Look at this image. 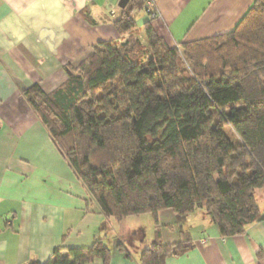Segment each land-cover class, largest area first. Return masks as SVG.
<instances>
[{
  "label": "trees",
  "instance_id": "16d2710c",
  "mask_svg": "<svg viewBox=\"0 0 264 264\" xmlns=\"http://www.w3.org/2000/svg\"><path fill=\"white\" fill-rule=\"evenodd\" d=\"M148 1L118 4L113 26L121 38L138 29ZM144 30L151 59L139 60L129 42H98L81 64L67 66L62 86L46 93L34 85L23 96L104 217H153L155 238L141 264H166L190 241L165 244L161 212L171 211L180 230L188 216L204 212L222 237L264 221L256 197L264 190V0L229 34L176 48L150 20ZM181 50L190 71L179 67ZM117 249L131 259L123 245ZM111 259L97 239L28 264Z\"/></svg>",
  "mask_w": 264,
  "mask_h": 264
},
{
  "label": "crops",
  "instance_id": "0c3cea01",
  "mask_svg": "<svg viewBox=\"0 0 264 264\" xmlns=\"http://www.w3.org/2000/svg\"><path fill=\"white\" fill-rule=\"evenodd\" d=\"M120 1L0 0V264L47 263L56 248H90L97 239L112 250L109 264H141L152 245L153 217H104L23 96L34 85L53 92L67 81V66L86 60L93 45L119 41L113 21ZM254 2L149 0L137 25L144 29L150 20L176 48L229 34ZM174 222L171 211L159 214L163 242L173 245L189 235L190 249L166 264H264V221L232 237H222L204 212L188 216L181 230ZM120 244L131 259L119 252Z\"/></svg>",
  "mask_w": 264,
  "mask_h": 264
},
{
  "label": "rangeland",
  "instance_id": "374dc122",
  "mask_svg": "<svg viewBox=\"0 0 264 264\" xmlns=\"http://www.w3.org/2000/svg\"><path fill=\"white\" fill-rule=\"evenodd\" d=\"M137 21H138L137 24L139 25L140 24L139 23L140 19H138ZM119 42H121V43H127V42L131 43L133 45L132 47H134L135 54L137 55L139 60L146 61V60L151 59V51H150L149 46H148V40H147V37H146L145 30L143 28L140 29L138 27V29L136 31H133L131 34L127 35L126 37L121 38L119 40ZM137 45H138V47H137ZM165 56L166 55L163 54L162 57H165ZM158 61H160V60L156 58V62H158ZM178 64H179V67L181 69H184V70H187V71L191 70V67H190L189 63L187 62V60H186V58L184 56V52L182 50H181V55L178 58ZM168 84H172V82H168ZM227 131H228L229 136L232 137L230 132H229V130H227ZM256 193H257L258 198L260 199V196H261L260 193H264V190H262V192L257 191ZM145 216L150 217V219L152 217L151 215H145ZM144 224L146 226H148L146 223H144Z\"/></svg>",
  "mask_w": 264,
  "mask_h": 264
},
{
  "label": "built area",
  "instance_id": "2783aa9c",
  "mask_svg": "<svg viewBox=\"0 0 264 264\" xmlns=\"http://www.w3.org/2000/svg\"><path fill=\"white\" fill-rule=\"evenodd\" d=\"M151 17H152V18H156V12H152ZM207 240H208L207 238H204V239L198 241V243L202 245V244H205ZM198 243L195 242V245H197Z\"/></svg>",
  "mask_w": 264,
  "mask_h": 264
},
{
  "label": "water",
  "instance_id": "95a60500",
  "mask_svg": "<svg viewBox=\"0 0 264 264\" xmlns=\"http://www.w3.org/2000/svg\"><path fill=\"white\" fill-rule=\"evenodd\" d=\"M130 0H121L120 3H119V7H121L122 9H125L126 6L128 5ZM176 253V252H174Z\"/></svg>",
  "mask_w": 264,
  "mask_h": 264
}]
</instances>
